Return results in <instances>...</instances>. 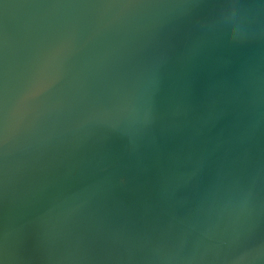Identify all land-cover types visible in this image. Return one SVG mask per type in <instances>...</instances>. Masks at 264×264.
Wrapping results in <instances>:
<instances>
[{
	"label": "water",
	"instance_id": "water-1",
	"mask_svg": "<svg viewBox=\"0 0 264 264\" xmlns=\"http://www.w3.org/2000/svg\"><path fill=\"white\" fill-rule=\"evenodd\" d=\"M0 264H264V0H0Z\"/></svg>",
	"mask_w": 264,
	"mask_h": 264
},
{
	"label": "clouds",
	"instance_id": "clouds-1",
	"mask_svg": "<svg viewBox=\"0 0 264 264\" xmlns=\"http://www.w3.org/2000/svg\"><path fill=\"white\" fill-rule=\"evenodd\" d=\"M242 37H241V35H240V33H235V34H232V36H231V40L232 41H238V40H240Z\"/></svg>",
	"mask_w": 264,
	"mask_h": 264
}]
</instances>
